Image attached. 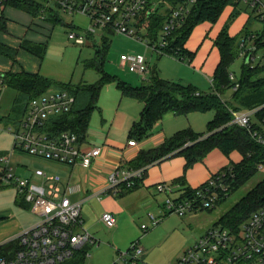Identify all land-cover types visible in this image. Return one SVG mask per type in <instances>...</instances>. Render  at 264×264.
<instances>
[{
    "label": "built area",
    "instance_id": "built-area-1",
    "mask_svg": "<svg viewBox=\"0 0 264 264\" xmlns=\"http://www.w3.org/2000/svg\"><path fill=\"white\" fill-rule=\"evenodd\" d=\"M44 8L38 20L46 21V14L60 16V13L81 15L88 19L87 29L71 32L69 38L77 45H84L96 31L121 34L138 40L158 56H169L173 34L182 28L194 8L202 2L214 0H36ZM232 11L243 7L249 15L253 28L245 32L237 43L238 55L244 64L264 72V0H223ZM9 0H0V24L6 19L10 8ZM162 17L163 26L155 40H148L149 28L140 27L152 18ZM247 29V28H246ZM179 51H175L177 55ZM121 65L131 73L148 79L151 73L150 62L145 55H122ZM232 81L237 80L230 74ZM3 83L0 76V85ZM238 85L233 88L238 89ZM76 97L67 90H49L32 100L23 116L8 125L14 145L11 154L0 155V186L13 185L18 198L30 211L40 218L35 226L24 230L17 238V249L7 257L0 258V264H84L78 260L90 258L88 246L96 245L95 237L84 228L83 203L76 198L79 187L73 183V176L63 180L59 175H50L44 170H36L34 175L42 183L18 175L13 166L12 154L18 151L32 158L62 165L67 168L90 169L101 157L102 148L81 142L78 135L70 131L55 129L54 120L73 110ZM261 108L249 111L230 109L232 125L245 129L257 144L264 148V121L258 122L256 113ZM258 124L261 130L255 129ZM128 146L137 142L129 140ZM258 171H264V163H259ZM230 172L233 171L230 169ZM144 169L131 170L124 166L116 167L108 176L109 188L101 194L120 195L122 188H131L136 179H142ZM233 177L220 172L207 183L195 189L191 196L176 185L169 187L159 184V193L167 194L165 214H178L211 210L218 205L230 190L227 181ZM179 195L171 198V194ZM99 194V199H101ZM150 225H142L144 231L157 226L161 219L150 215ZM101 222L107 228L117 226V219L106 212ZM144 249L134 244L126 253L119 252L118 261L127 264H145L142 261ZM173 264H264V205L244 222L239 231H231L215 224L209 228Z\"/></svg>",
    "mask_w": 264,
    "mask_h": 264
},
{
    "label": "rangeland",
    "instance_id": "rangeland-1",
    "mask_svg": "<svg viewBox=\"0 0 264 264\" xmlns=\"http://www.w3.org/2000/svg\"><path fill=\"white\" fill-rule=\"evenodd\" d=\"M231 15L232 9L226 7L217 23L211 24V46L213 45V34H217V29L220 25H229L231 31L234 30V32H239L243 29L244 33L253 28V22L247 24L249 15L243 7L235 17ZM60 20L62 22L54 25V29L48 38L46 53L42 59L40 69L42 75L57 83H70L72 85L97 83L100 80V75L95 70L87 69L85 64L96 57L97 50H105L104 72L132 87L143 86L144 80L139 75L131 73L127 68L122 67V55L147 56L152 69L161 71V76L166 80L170 79L175 83L189 86V82L196 81L198 77L205 87L208 88L210 86V83L205 80L206 78L204 79L203 73L194 68L193 63L187 59L183 62L172 56H158L149 50L144 43L121 34L96 31L94 37L89 38L84 45H77L69 38V34L87 29L89 26L88 19L81 15L60 13ZM148 26V23L140 25L144 29L148 28ZM193 31L189 41L186 43L192 50L197 48L198 38L201 33L197 29ZM104 37L108 39L106 48L103 45ZM147 38L150 42L155 40L149 34ZM235 39L237 40V37ZM243 65V59L238 55L229 69L230 74H235L237 78H240L241 75L243 77L245 74L244 70L242 72ZM260 78L262 76H256V79ZM54 89H57V87ZM244 89L245 86H243L242 91ZM233 95L234 92L232 90H227L221 95V99L223 102L231 103ZM17 96L16 91L5 89L0 101V155L13 152V148H9V140L12 141L13 139L11 132L8 131V125L11 123L5 118V115L9 112L11 113ZM141 110L142 108L137 100L122 95L116 82L106 84L101 90L98 108L92 113L87 136L88 143L93 144L97 139L104 140L109 136L110 139L118 143L127 144L134 125L133 120L138 118ZM215 114L214 110L204 113L195 112L188 115H178L175 120H167L165 122L167 139L172 138L176 133L183 130H191L196 134L206 133L208 123L215 118ZM150 136L151 133L140 142ZM5 146L7 147L6 149H4ZM214 155H218V158L221 157L225 162L224 165H230L232 162L240 160L238 153H233L230 158H225L219 153ZM12 160L18 175L23 178L28 177L39 184L42 183L39 178L36 176L29 177L32 172L38 169L44 170L50 175H59L63 180L68 179L71 174V168L32 158L18 151L12 154ZM217 162L218 159L215 163ZM203 163L201 165L207 166V162L204 161ZM197 169H201V166H198ZM189 170L186 168L184 158L176 156L160 165L150 167L147 170V174H154L157 180L162 173L165 175L170 174V176L186 177ZM27 173L29 175H26ZM86 173V171L78 169L74 172L77 182H82L85 189L78 192L76 198L85 199L87 196L90 197L109 188L108 180H94L85 183ZM148 177L149 175L145 176L144 187L138 192L133 191L124 196L106 193L100 195V200L94 197L84 202L82 206V216L85 220L84 228L96 239V245L88 246L87 250L91 257L85 259V264H127L124 261H118V254L119 252L126 253L134 244H139V247L144 249L142 261L145 264L175 263L209 228L217 224L223 215L264 181V171H258L239 190L230 192L228 197L214 209L188 213L183 217L175 213L164 215L166 211L164 204L167 200V194L159 193L157 181L152 179V182L148 183ZM164 184L169 185V187L175 186V182L172 180ZM15 191L11 188L1 189L0 204L10 203L16 197L18 198ZM178 194L179 191L176 190L170 196L175 198ZM106 212L115 216L117 219L116 227L107 228L101 222V217ZM27 215L32 223L38 220L30 212H27ZM150 215L161 219V221L157 226L151 227L149 231H144L141 226L150 225Z\"/></svg>",
    "mask_w": 264,
    "mask_h": 264
},
{
    "label": "trees",
    "instance_id": "trees-1",
    "mask_svg": "<svg viewBox=\"0 0 264 264\" xmlns=\"http://www.w3.org/2000/svg\"><path fill=\"white\" fill-rule=\"evenodd\" d=\"M8 5L10 8L27 12L33 17L40 16L44 8L43 4L36 0H9ZM227 6L228 4L223 0L200 2L194 8L182 28L173 34L171 46L174 50H167L169 56L183 62L186 59L189 60L192 55L185 49V45L193 29L205 22L211 24L217 23ZM239 11L235 10L231 16L235 17ZM44 13L48 22L54 25L62 22L60 16H53L49 12ZM163 22L164 19L162 17L152 18L147 22L150 30L149 35L154 39L158 37ZM0 29L4 30V23L0 24ZM107 40L106 37L103 38L104 48H106ZM236 41L235 38L229 35L228 27H225L221 31L216 40L215 44L220 53V62L214 74V91L210 94L199 93L191 85L184 86L164 80L159 76L157 69H152L150 77L144 80L143 86L132 87L104 72L105 50H97L96 57L85 64L87 69L95 70L100 75V80L94 84L80 83L72 85L70 83H57L48 77L25 71L21 73H5L2 76L3 83L0 85V98L4 88L14 90L18 95L11 113L5 118H7L9 123H14L23 116L32 100L57 87L55 90H67L73 94L76 97L77 103L71 113L53 121L55 129L70 131L78 135L81 142H85L92 113L98 108L101 90L106 84L112 82L118 84V88L123 96H128L143 104L140 118L133 125L129 139L136 142H140L152 133L155 125L169 113L188 115L195 112L204 113L214 110L216 112L215 118L208 123L206 133L196 134L191 130L180 131L172 138L167 139L162 145L140 151L135 159L128 163L124 162L123 166L131 170L144 169L145 175L150 166L176 156H182L185 159L186 168L189 169L194 164L202 161L215 149L221 150L227 156L232 152H238L242 156L241 162L233 164L230 168L222 171L227 172L229 175L233 174V177L228 179L227 184L229 185L230 192H235L258 173V164L264 163V148L257 144L245 129L231 124L232 116L230 109L249 111L261 108L256 113V119L258 122L264 121L263 70L252 69L244 64L242 72L244 70L245 74L243 77L241 75L240 78H237L236 82L230 79L229 69L238 57ZM21 49L39 58H43L46 53V45L29 41L23 42ZM175 51H179L177 55ZM0 54L14 59L17 52L0 45ZM258 75L262 76V78L256 79ZM235 85L239 86L236 91L233 90ZM243 86H245L244 91H242ZM227 90L234 92L231 103L223 102L221 99V95ZM240 91L241 93H239ZM255 129L261 130L258 124L255 125ZM230 169L233 173L230 172ZM141 180L136 179L131 188L124 186L120 195L124 196L139 189ZM181 181L183 182V179L177 180L175 184H181ZM182 192H184V197L191 196L195 193V189L185 187L182 188ZM223 200L224 197L222 196L218 204ZM20 203L28 208L22 201ZM263 205L264 181L243 197L229 212L223 215L217 224L231 231L238 232L241 225ZM15 245V249H17V242ZM11 247L9 246V248ZM6 249L8 250V248ZM5 251L3 254L0 252V258L9 256ZM78 261L84 263L85 260L81 257Z\"/></svg>",
    "mask_w": 264,
    "mask_h": 264
},
{
    "label": "crops",
    "instance_id": "crops-1",
    "mask_svg": "<svg viewBox=\"0 0 264 264\" xmlns=\"http://www.w3.org/2000/svg\"><path fill=\"white\" fill-rule=\"evenodd\" d=\"M234 11H232L233 13ZM4 30L0 29V45H3L13 51H16V57L14 59L0 54V76H3L5 73H21L23 71L32 73V74H40V69H41V64H42V59L39 58L23 49H21V45L25 41L37 43V44H44L47 47L48 44V38L54 29V24L48 21H41L38 20L37 18L33 17L27 12L21 11L19 9L15 8H9L6 11V19L4 20ZM249 24V20L248 23ZM224 25V24H223ZM220 25L217 29V34H213V45L211 46V23L205 22L202 24H199L196 26L193 30L197 29L200 30L201 33L199 35V42L197 43V48L192 50L188 45H185V49L192 55L191 58H189V62L193 63L194 68H196L198 71L203 73L204 79L207 80V82L210 83V86L207 88L204 86L203 83H201L200 79L198 77L196 78V81L189 82V85L195 87L199 93L202 94H210L211 92L214 91L213 88V79H214V74L215 71L219 65L220 62V53L219 50L216 46V40L221 33V31L228 26V33L231 37L236 38V46L238 43V39L244 34V30L241 29L239 32H234L231 31V27L229 25ZM243 30V32H241ZM194 32V31H192ZM192 34V33H191ZM241 35V36H240ZM46 37V38H45ZM190 39V37H189ZM188 39V41H189ZM189 48H188V47ZM152 71V67H151ZM159 72V76L163 78L162 72ZM199 74V73H198ZM151 75V73H150ZM148 76V78L150 77ZM201 75V74H199ZM45 76V75H42ZM47 77V76H45ZM168 81L174 82L173 80L167 79ZM212 85V89H211ZM5 89L4 88L1 98L4 94ZM55 90V89H53ZM0 98V101H1ZM138 104L141 106L143 110V104L137 101ZM0 110H1V104H0ZM141 110V112H142ZM140 112V113H141ZM8 114L5 115L8 116ZM178 115H175L173 113L167 114L163 120H161L159 123H157L152 130L151 136L142 141V142H137V146L135 147H130L127 144H121L118 143L117 141L110 139L109 136L107 138L103 139H97L93 144L88 143V131L86 135V143L91 145V146H97L102 148V155L101 157L94 163L93 167L90 169H85L82 167H74L70 169V175L73 176V183L75 186L79 187V191L84 189L82 182H77V179L74 177V172L78 170H84L86 171V179H84L85 183H88L90 181L94 180H103L107 181L109 174L119 166H123L124 162L128 163L135 159L138 155V153L142 150H149L152 148H156L160 145H162L166 140V129H165V122L167 120H175V118ZM140 118V114L136 120L134 119V124L138 122ZM210 122V121H209ZM89 130V129H88ZM9 148H13L14 145V140L12 139L9 140ZM11 145V146H10ZM7 147L5 146L4 149ZM222 154L225 158H230V156L233 153H238V152H232L229 156L225 155L221 150L215 149L211 151L202 161L194 164L192 167H190L188 174L186 177H181V176H170L165 175L162 173L159 178L156 180L154 177V174L150 173L146 174L149 175L147 182L151 183L152 179L153 181H157V184H164L167 181H174L176 182L179 179H183V182L180 184H175L177 187H179V190H182V188L185 187H190L192 189H197L203 184L207 183L214 175L217 173H220L226 168H230L233 164H238L242 160V156L240 153V160L236 162H232L230 165H224V161L221 157L218 158V155L214 154ZM211 158L212 162H211ZM132 159V160H131ZM171 159V158H170ZM218 162L215 163V161ZM169 160V159H167ZM164 160V161H167ZM185 160V159H184ZM164 161L154 164L155 165H160ZM207 162L206 165H201L204 164L203 162ZM212 163V164H211ZM22 167H25L21 165ZM150 166V167H152ZM198 166H201V169H197ZM206 166V167H205ZM149 167V168H150ZM67 168V167H66ZM149 168L147 170H149ZM16 169V168H15ZM220 169V170H219ZM214 172H212V171ZM149 172V171H148ZM141 180V185L139 189L135 190V192L140 191L144 187L143 181L145 176ZM26 175H29L28 173ZM34 172L29 177H33ZM26 177V176H25ZM28 178V177H27ZM155 179V180H154ZM67 180V179H65ZM83 181V182H84ZM184 183V184H183ZM156 184V185H157ZM4 188H11L14 191L16 190L13 185H1L0 190ZM85 190V189H84ZM16 192V191H15ZM77 192V193H78ZM101 192V191H100ZM100 192L96 193L95 195H91L90 197L87 196L85 199H79L83 204L85 201L90 200L94 197H99ZM17 193V192H16ZM130 193H127L125 195H128ZM77 195V194H76ZM179 195V194H178ZM176 195V196H178ZM78 199V198H77ZM99 199V198H98ZM100 200V199H99ZM27 212H30L33 216L37 217L38 220L34 223H32L31 219L28 217ZM40 222V218L33 214L31 211H29L28 208L23 206L20 203V200L16 197L15 200H12L10 203L6 204H0V252L3 254L4 250L5 253L10 255L13 251L16 249V240L18 236L24 231L27 230L36 224ZM85 224V220H84ZM13 245V247H11ZM9 246L11 248H9ZM8 248V250L6 249ZM86 261V260H85ZM84 261V264H85Z\"/></svg>",
    "mask_w": 264,
    "mask_h": 264
},
{
    "label": "water",
    "instance_id": "water-1",
    "mask_svg": "<svg viewBox=\"0 0 264 264\" xmlns=\"http://www.w3.org/2000/svg\"><path fill=\"white\" fill-rule=\"evenodd\" d=\"M248 63H249V61L247 60V61H246V65H248Z\"/></svg>",
    "mask_w": 264,
    "mask_h": 264
}]
</instances>
